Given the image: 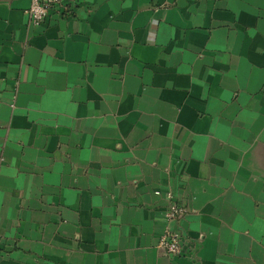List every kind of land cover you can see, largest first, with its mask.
<instances>
[{
    "label": "crops",
    "instance_id": "1",
    "mask_svg": "<svg viewBox=\"0 0 264 264\" xmlns=\"http://www.w3.org/2000/svg\"><path fill=\"white\" fill-rule=\"evenodd\" d=\"M31 2L0 0V264H264V0Z\"/></svg>",
    "mask_w": 264,
    "mask_h": 264
},
{
    "label": "built area",
    "instance_id": "2",
    "mask_svg": "<svg viewBox=\"0 0 264 264\" xmlns=\"http://www.w3.org/2000/svg\"><path fill=\"white\" fill-rule=\"evenodd\" d=\"M69 1L78 2L79 0H32L26 14L31 24L41 25L48 20L53 9L63 8ZM168 198L169 206L165 217L169 226L161 237L160 247L168 254L178 256L186 251L184 236L181 231L172 227L171 223L182 218L187 213L188 208L174 194H168Z\"/></svg>",
    "mask_w": 264,
    "mask_h": 264
}]
</instances>
